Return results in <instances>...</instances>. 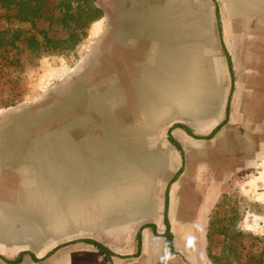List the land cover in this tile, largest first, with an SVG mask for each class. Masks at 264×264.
Instances as JSON below:
<instances>
[{"label":"crops","instance_id":"1","mask_svg":"<svg viewBox=\"0 0 264 264\" xmlns=\"http://www.w3.org/2000/svg\"><path fill=\"white\" fill-rule=\"evenodd\" d=\"M151 43L145 63L136 58L134 69L117 73L145 75L153 105L143 103L134 120H115L121 136L113 147L94 148L87 131H70L69 146L55 141L32 173L29 164L15 168L12 154L0 161L1 230L12 232L7 220L15 217L37 231L21 243L0 238L3 258L24 252L23 262L39 264H153L156 238L166 241L167 191L172 250L188 263L187 253L199 249L191 238L204 240L206 212L223 189L264 188V0H153ZM235 142L249 155L235 158ZM180 188L202 198L197 218L177 216Z\"/></svg>","mask_w":264,"mask_h":264},{"label":"rangeland","instance_id":"2","mask_svg":"<svg viewBox=\"0 0 264 264\" xmlns=\"http://www.w3.org/2000/svg\"><path fill=\"white\" fill-rule=\"evenodd\" d=\"M65 1L42 0V14L32 23L18 19L15 5L0 6V161L12 154L13 166L29 164L30 173L43 153L52 156L55 141L69 146L70 131L75 136L87 131L99 147L105 139L121 136L115 120H134L143 103L153 105V93L145 91L153 88L142 83L145 75L117 73L134 69L136 58L145 63L150 56L153 0H89L81 7L94 10L93 20L80 26L75 3L68 11L73 17L64 16ZM86 14H79V22ZM112 37L123 45L110 43ZM56 134L63 137L55 139ZM234 148L240 150L237 159L250 153L243 142ZM174 197L177 216L198 217L203 201L198 194L180 188ZM7 222L13 224L12 232L1 230L6 220L0 217V238L9 243L28 241L37 233L28 219ZM156 240L161 247L153 264H264V188L223 189L219 202L206 212L204 240L201 235L191 238L199 249L187 253L188 263L181 253L169 251L163 238ZM2 258L0 264H8ZM17 264L39 263L21 257Z\"/></svg>","mask_w":264,"mask_h":264},{"label":"trees","instance_id":"3","mask_svg":"<svg viewBox=\"0 0 264 264\" xmlns=\"http://www.w3.org/2000/svg\"><path fill=\"white\" fill-rule=\"evenodd\" d=\"M88 1L89 0H66L64 2V4H63L64 8L66 9V12H64V16L66 14L68 16H72V14H70V12H68V11L70 9V6H72V4L75 3L76 4V15H77L76 19H75L76 26L87 25L89 22H91L93 20L92 19V15L90 16V13H92L94 10L90 9V8H83V7H81V5L82 4L86 5L88 3ZM41 2H42V0H0V6H3L5 8H9L12 4L15 5V7H16L15 15L18 16V19L20 21H31V23H32V21L35 18H39L41 16V14H42V4H41ZM82 12L85 13V14L87 12L88 13L85 15V19L82 22H79L80 21V15L79 14L82 13ZM219 127H220V125L217 126L213 130V133ZM187 131L189 133H191L189 130H187ZM107 137H109V136H107ZM105 140H106V142L105 143L103 142L104 144L102 143L101 147L103 145L107 147V144L110 146V148L113 147L110 142H113L114 140H110V138H107ZM94 148H95V146H94ZM167 202H168V192L166 191V193H165V219H164L165 224H166V232H165L164 236L166 238L168 247L170 249H173V246H172V234L170 232L169 222H168V219H167V216H166ZM137 241H138V248H139L140 247V235L139 234L137 235ZM89 243H92L94 246H96L100 250L104 251L107 255H111V252L105 246H103L102 244H100V243H98L96 241H93V240H90ZM23 253L24 252L19 253L18 256L16 258H14V259H5V258H2L1 255H0V258H2L8 264H17V263H19L21 261V257L23 255Z\"/></svg>","mask_w":264,"mask_h":264}]
</instances>
